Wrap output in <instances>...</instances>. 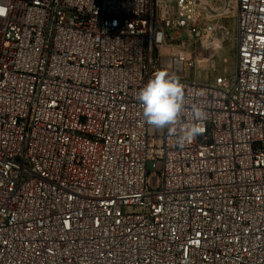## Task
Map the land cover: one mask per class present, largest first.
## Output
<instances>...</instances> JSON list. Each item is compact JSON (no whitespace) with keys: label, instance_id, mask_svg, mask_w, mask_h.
Here are the masks:
<instances>
[{"label":"built area","instance_id":"2783aa9c","mask_svg":"<svg viewBox=\"0 0 264 264\" xmlns=\"http://www.w3.org/2000/svg\"><path fill=\"white\" fill-rule=\"evenodd\" d=\"M231 37L232 76H185ZM158 69L206 113L183 147ZM0 264H264V0H0Z\"/></svg>","mask_w":264,"mask_h":264},{"label":"clouds","instance_id":"9594fccd","mask_svg":"<svg viewBox=\"0 0 264 264\" xmlns=\"http://www.w3.org/2000/svg\"><path fill=\"white\" fill-rule=\"evenodd\" d=\"M198 92L197 96H202ZM137 101L142 110L144 122L154 131L165 130L176 135V144L183 147L204 131L202 121L206 113L202 105H190L192 120L183 122L182 116L186 107L185 86L175 73L166 69H158L148 82L138 91Z\"/></svg>","mask_w":264,"mask_h":264},{"label":"rangeland","instance_id":"374dc122","mask_svg":"<svg viewBox=\"0 0 264 264\" xmlns=\"http://www.w3.org/2000/svg\"><path fill=\"white\" fill-rule=\"evenodd\" d=\"M224 21L230 30L231 36H233L235 29L234 16L225 17ZM188 52L187 54L192 60V65L185 71V76L187 77L195 76L199 80L217 81L223 77L232 76L235 72L236 47L232 37L225 43L213 48L191 45ZM187 54L184 52L182 56L186 57ZM200 61H204L202 63L205 65H200ZM157 181V174L151 173L152 186H156Z\"/></svg>","mask_w":264,"mask_h":264},{"label":"bare ground","instance_id":"6f19581e","mask_svg":"<svg viewBox=\"0 0 264 264\" xmlns=\"http://www.w3.org/2000/svg\"><path fill=\"white\" fill-rule=\"evenodd\" d=\"M202 62H204V61H200V65H202L203 64V66L205 65L204 63H202Z\"/></svg>","mask_w":264,"mask_h":264}]
</instances>
